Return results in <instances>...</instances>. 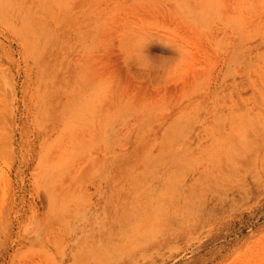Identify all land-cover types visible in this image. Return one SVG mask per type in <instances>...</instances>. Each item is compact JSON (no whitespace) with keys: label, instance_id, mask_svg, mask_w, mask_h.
<instances>
[{"label":"rangeland","instance_id":"1","mask_svg":"<svg viewBox=\"0 0 264 264\" xmlns=\"http://www.w3.org/2000/svg\"><path fill=\"white\" fill-rule=\"evenodd\" d=\"M2 3L0 264H264L261 0L213 35L174 0Z\"/></svg>","mask_w":264,"mask_h":264},{"label":"bare ground","instance_id":"2","mask_svg":"<svg viewBox=\"0 0 264 264\" xmlns=\"http://www.w3.org/2000/svg\"><path fill=\"white\" fill-rule=\"evenodd\" d=\"M2 1L4 0H0V25L1 27H2V24H4V22L1 19V15L3 14V10H4ZM174 1H175V9L178 10L180 18H181V15L184 17L183 10H185L186 13L189 14L188 17L192 19V22L195 23L196 26H199L201 29L208 30L207 34L210 33L212 35L214 34L215 31L216 32L221 31L225 34L229 29H231L230 25H233L235 27L241 26L239 25L240 22L245 20L251 14H254L257 9L255 8V0H174ZM261 1L264 3V0H261ZM1 27H0V30H1ZM43 189L45 190V188H42V190ZM48 189L50 191L49 190L47 191V188H46V192L44 193L45 200H46V206L45 207L40 206V209L43 212L42 214H38L37 216L38 218H40V216H43L42 219L47 221L49 217L53 216L56 213L58 220H60V222L64 224L68 218L65 217L63 210L60 209V207L56 205V202L53 197L54 196L53 192H51L52 189L49 187ZM38 190L39 189L37 188L35 191L37 192ZM36 199L38 200V198ZM31 233H33V238L27 239L24 236L25 238L23 237V239L18 243V246L26 244L27 242L31 243L37 238L39 240L42 239V235H43L42 233H44V230L39 229ZM21 237L22 236H20V239ZM12 241L13 240H11V242ZM8 258L10 257L8 256Z\"/></svg>","mask_w":264,"mask_h":264}]
</instances>
